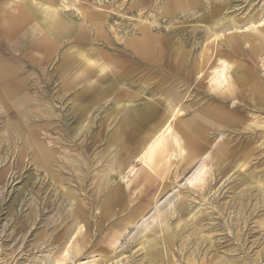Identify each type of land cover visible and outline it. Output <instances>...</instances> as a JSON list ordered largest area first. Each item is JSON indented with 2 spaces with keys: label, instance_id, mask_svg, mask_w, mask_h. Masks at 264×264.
<instances>
[{
  "label": "rangeland",
  "instance_id": "374dc122",
  "mask_svg": "<svg viewBox=\"0 0 264 264\" xmlns=\"http://www.w3.org/2000/svg\"><path fill=\"white\" fill-rule=\"evenodd\" d=\"M57 263L264 264V0H0V264Z\"/></svg>",
  "mask_w": 264,
  "mask_h": 264
},
{
  "label": "bare ground",
  "instance_id": "6f19581e",
  "mask_svg": "<svg viewBox=\"0 0 264 264\" xmlns=\"http://www.w3.org/2000/svg\"><path fill=\"white\" fill-rule=\"evenodd\" d=\"M233 4V3H232ZM251 5V4H250ZM229 8V7H228ZM210 13V12H209ZM243 14V13H242ZM234 15V14H233ZM185 16V15H184ZM232 18V17H230ZM227 20H229V18H227ZM231 21V20H230ZM171 24V23H170ZM166 25V24H165ZM218 25V24H217ZM229 27V26H228ZM135 28V27H134ZM210 30V29H209ZM133 31V30H132ZM220 31V30H219ZM212 32V31H210ZM196 41V40H195ZM206 42V41H205ZM259 46H262V43L259 42ZM202 53V52H201ZM254 54H257V51L254 52ZM201 56V55H200ZM200 62V61H199ZM227 70V68H225ZM220 69H217L216 72L214 74H217V80H216V84L220 86V88H224L223 90L226 91H230L233 89H236V87L238 86H246L247 88H249L250 91V96H251V101L255 104H261L263 102V96L262 93L260 91V89H258L253 83H250L247 79V77L242 74L239 77H236L234 79H232V74H230L229 77L226 76V72L224 71V69L221 71H219ZM220 72V73H219ZM213 73V72H212ZM214 76V75H213ZM249 77L251 78V76L249 75ZM252 79V78H251ZM235 83V84H233ZM236 86V87H235ZM236 94V93H235ZM236 96V95H235ZM104 107V106H103ZM100 108V107H99ZM38 110V109H37ZM234 110V109H232ZM217 112H220L217 110ZM224 112V111H223ZM98 113V112H97ZM220 114V113H219ZM222 115H224L226 118H230V113L224 112L222 113ZM97 116V115H96ZM174 119V118H173ZM176 119V117H175ZM174 119V120H175ZM170 120L171 118H169L166 123H164V125H162L161 127H159L158 129H155L154 131H152L150 133V135L147 137V139L144 141V148L142 149V151L139 154V158L137 157L136 161H141L144 166H145V171L146 173H154V175H160L161 174V166H165V163L167 161V155H168V148L166 146V139L167 136L169 137V132L170 134H172L173 136V142L175 145V150L176 153L178 154L179 157H181L182 159H188L189 161V165H191L192 163H194L195 159H196V154L193 153L189 147L191 148H196V150H198L199 147L197 146V142L195 141L196 139L194 138L193 135H195L194 133H190L186 135V141L184 140V138L182 137V133H181V128L175 124L174 126L169 125L170 124ZM256 121V119H255ZM258 121V119H257ZM259 122H254L252 125L258 126ZM262 126V125H261ZM260 127V126H259ZM257 127V128H259ZM167 128V130H165ZM171 129V130H170ZM250 129V128H249ZM262 129V128H261ZM254 130V129H253ZM195 132H199L198 129H194ZM26 135V134H25ZM92 136V135H91ZM222 138V137H221ZM63 140V138H62ZM217 142V141H216ZM69 148V147H68ZM189 149V152H188ZM220 152V151H219ZM188 153H190L188 155ZM186 154L189 156L187 157ZM113 155V154H112ZM63 156V155H62ZM114 156V155H113ZM117 156H119L117 154ZM71 158V157H70ZM102 160V159H101ZM213 159H210V162H212ZM107 161V160H106ZM135 162V161H134ZM80 163V162H79ZM126 164V163H125ZM80 165V164H79ZM94 165V164H93ZM127 165V164H126ZM117 166V167H116ZM128 167H123L122 164L118 165L115 164V160H110L109 163L106 162V164L103 166V170H101L102 174L101 176L99 174L96 173V178H98L99 180V184H101L102 187H106V180H107V175H109L111 172H115V171H124L125 169H127ZM99 169V168H98ZM118 169V170H117ZM134 171V170H133ZM210 171V169L208 168V165L205 167L204 169V173L200 176L199 179H197L198 181H196L195 184H202V182L204 180H206L208 177L206 176ZM81 172V171H80ZM132 172V171H131ZM70 173V172H69ZM99 173V172H98ZM60 174V173H59ZM114 174V173H113ZM148 174V175H149ZM116 175V174H115ZM121 177V176H120ZM145 177V175L143 176ZM109 178V177H108ZM146 178V177H145ZM144 178V179H145ZM186 179V178H185ZM243 180V178H242ZM85 181V180H84ZM117 181V180H116ZM180 181V180H179ZM111 184V183H110ZM193 184V183H190ZM100 186V187H101ZM78 188V187H77ZM82 189V188H81ZM75 190V189H74ZM95 191V190H94ZM92 192V191H91ZM101 192V191H100ZM85 193V192H84ZM95 196V194H94ZM200 196V195H199ZM119 195L115 194L114 198L118 199ZM95 198V197H94ZM88 199V198H87ZM86 200V199H85ZM94 200V199H93ZM260 201V200H259ZM86 202V201H85ZM101 204V203H100ZM88 205V204H87ZM70 206V205H69ZM142 207V206H141ZM86 208V207H85ZM94 208V207H93ZM185 211V210H184ZM97 212V211H96ZM182 212V211H180ZM186 213V212H185ZM142 214V213H141ZM200 214V213H199ZM133 216V215H131ZM159 216V215H158ZM186 216V215H185ZM197 218V217H196ZM145 219V218H144ZM143 221V220H142ZM193 241V240H192ZM69 247V245H68ZM71 250V249H70ZM66 251V250H65ZM67 252V251H66ZM80 252V251H79ZM71 253V252H70ZM78 254V252H77ZM159 257V256H158ZM222 262V260H221ZM230 262V261H229ZM102 263V262H101ZM232 263V262H231ZM58 264V263H57ZM157 264H161V263H157Z\"/></svg>",
  "mask_w": 264,
  "mask_h": 264
}]
</instances>
